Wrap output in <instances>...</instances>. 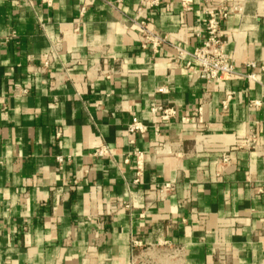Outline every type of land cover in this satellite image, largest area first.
Here are the masks:
<instances>
[{
  "label": "crops",
  "instance_id": "0c3cea01",
  "mask_svg": "<svg viewBox=\"0 0 264 264\" xmlns=\"http://www.w3.org/2000/svg\"><path fill=\"white\" fill-rule=\"evenodd\" d=\"M146 1L0 0V264H264V71L248 67L264 66V0ZM227 6L236 74L206 86L170 44L192 53L208 10ZM134 20L165 43L142 49ZM132 118L145 134L127 133ZM101 146L111 156H92Z\"/></svg>",
  "mask_w": 264,
  "mask_h": 264
},
{
  "label": "built area",
  "instance_id": "2783aa9c",
  "mask_svg": "<svg viewBox=\"0 0 264 264\" xmlns=\"http://www.w3.org/2000/svg\"><path fill=\"white\" fill-rule=\"evenodd\" d=\"M52 0H41L42 3L50 5ZM147 5L149 7L156 6L157 0H147ZM239 10L233 6L220 7L217 9H211L207 12V20L204 28V40L197 46L192 53L185 52L181 47L175 44H170L172 52L178 58H189L187 66H193L190 73L191 79L193 81H202L206 86L210 85L216 80H224L236 74L232 60L228 57L225 52L226 41L223 39L226 37L225 33L221 31L220 25L227 16L233 11ZM83 12V10H82ZM132 26L138 28L139 30V39L142 49H145L147 46H150L154 51H156L163 43H165L166 38L161 37L158 34L153 33L148 25L143 21H132ZM78 29L75 28V31ZM59 51V42H51L47 51V58L42 64V70H45L49 67L50 60L57 56ZM69 64H67L68 66ZM248 67L253 70L264 71V66L256 67L254 63H249ZM96 72L103 77L105 80H109L112 75H114L113 64L111 62L102 60V66L97 67ZM248 81H255L256 74L251 73L247 75H242ZM15 96H22L27 93L25 88H20L18 86L14 87ZM227 99L222 103V106H226ZM153 113H159L160 121H167L169 118H172L175 115V112L172 109L168 108H152ZM201 108L198 109V114L200 113ZM182 123H187L186 118L181 119ZM126 131L130 135L134 134H145L147 132V127L144 126L136 118H132L129 125L126 128ZM157 131V129H155ZM196 136H200V130L195 132ZM132 144V141L129 142ZM254 136L248 137L246 140L240 142L236 145L238 148L253 149L254 148ZM92 156L95 157H104L111 156L110 150L101 146L97 148ZM145 156L141 152L134 153V170L135 178L132 181L133 184H138L143 172V165L145 161ZM56 161L60 163L62 160L60 157L56 158ZM128 160H126L127 162ZM230 150L227 147H221L219 150L218 159L216 162L215 174L219 176L220 174L227 171V168L230 166ZM173 185L171 183H164L157 188V193L159 198L163 199L170 191H172ZM117 207L128 209L129 205H122L121 203L117 204ZM264 229V228H263ZM256 234L255 236H257ZM132 247L140 246V243L137 241L131 242Z\"/></svg>",
  "mask_w": 264,
  "mask_h": 264
}]
</instances>
